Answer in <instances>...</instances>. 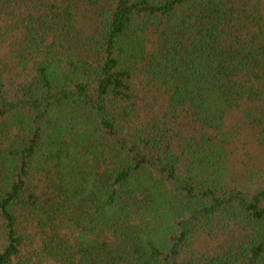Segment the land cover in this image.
<instances>
[{"label":"trees","instance_id":"1","mask_svg":"<svg viewBox=\"0 0 264 264\" xmlns=\"http://www.w3.org/2000/svg\"><path fill=\"white\" fill-rule=\"evenodd\" d=\"M0 264H264V0H0Z\"/></svg>","mask_w":264,"mask_h":264}]
</instances>
